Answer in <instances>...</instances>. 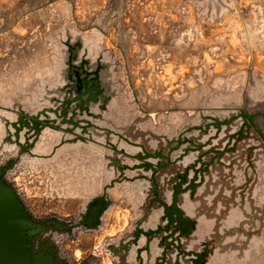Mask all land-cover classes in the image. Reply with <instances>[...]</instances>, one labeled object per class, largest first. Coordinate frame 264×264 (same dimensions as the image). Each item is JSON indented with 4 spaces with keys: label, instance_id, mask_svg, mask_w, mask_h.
Here are the masks:
<instances>
[{
    "label": "rangeland",
    "instance_id": "374dc122",
    "mask_svg": "<svg viewBox=\"0 0 264 264\" xmlns=\"http://www.w3.org/2000/svg\"><path fill=\"white\" fill-rule=\"evenodd\" d=\"M70 39H82L87 50H100L110 61L120 99L131 102L128 109L137 115L154 117L157 131L175 135L183 126L202 119L208 123L210 117L228 119L239 109L264 112V0H0V162L9 156L1 142L3 116L21 103L45 102L46 92L61 83ZM257 124L264 132L263 118ZM239 125L234 119L225 132L209 138L203 162L224 149ZM193 157L188 154L182 164L192 165ZM82 159L80 152L55 170H21L18 187L33 216L67 219L80 213L84 198L72 196L85 197L82 183L75 182L83 177ZM210 169L195 197L198 214L214 220L215 212L227 206V195L233 196L236 205H231L235 210L228 221L237 235L229 241L246 244L240 238L248 229L256 233L251 241L260 244L249 258L240 254L237 262L228 261L264 264V142L255 133L248 135L222 160L214 158ZM245 176L250 188L245 180L240 190ZM73 188L82 193L74 194ZM118 195L106 223L78 235L82 249L100 242L96 249L103 264L108 262L103 242L119 233L122 222L130 225L136 219L130 202H120ZM243 213L250 215L244 224L239 219Z\"/></svg>",
    "mask_w": 264,
    "mask_h": 264
},
{
    "label": "flooded vegetation",
    "instance_id": "af4514ba",
    "mask_svg": "<svg viewBox=\"0 0 264 264\" xmlns=\"http://www.w3.org/2000/svg\"><path fill=\"white\" fill-rule=\"evenodd\" d=\"M65 47L61 83L46 92L45 102L21 103L3 116L6 134L1 142L9 148V156L0 162V180L14 190L31 218L26 239L29 256L21 264H103L96 249L100 242L82 249L78 235L95 232L106 223L115 206V192L120 202H130L136 219L130 225L122 222L119 233L103 242L106 264H232L228 260L237 262L240 254L249 258L260 244L251 241L256 233L246 229L245 238H240L246 244L230 242L237 235L228 221L235 210L234 197L227 195V206L215 212L214 220L198 214L194 202L214 158L222 160L253 133L264 142L257 124L258 118L264 120V112L239 109L228 119L210 117L208 123L202 119L183 126L175 135L157 131L154 117L137 115L128 109L131 102L120 99L111 81L110 61L101 57L100 50H87L82 39L67 40ZM234 119L240 125L228 135L224 149L203 162L209 155L204 144L230 128ZM204 135L208 137L201 142ZM80 152L83 177L75 176V182L82 183L85 197L72 196L84 198L80 213L67 219L33 216L23 202L17 175L26 168L55 170L69 161V155ZM188 154L195 157L192 165L182 164ZM241 180L240 190L245 180L246 189L248 183L250 188L249 177ZM81 189L72 190L75 194ZM249 216H239L242 224ZM204 222L209 224L202 230Z\"/></svg>",
    "mask_w": 264,
    "mask_h": 264
},
{
    "label": "water",
    "instance_id": "95a60500",
    "mask_svg": "<svg viewBox=\"0 0 264 264\" xmlns=\"http://www.w3.org/2000/svg\"><path fill=\"white\" fill-rule=\"evenodd\" d=\"M31 218L14 190L0 180V264L28 259L26 239Z\"/></svg>",
    "mask_w": 264,
    "mask_h": 264
}]
</instances>
